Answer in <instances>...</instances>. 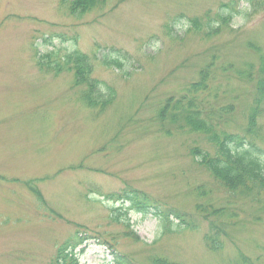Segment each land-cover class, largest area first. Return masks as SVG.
I'll use <instances>...</instances> for the list:
<instances>
[{"label":"rangeland","instance_id":"374dc122","mask_svg":"<svg viewBox=\"0 0 264 264\" xmlns=\"http://www.w3.org/2000/svg\"><path fill=\"white\" fill-rule=\"evenodd\" d=\"M230 1L106 0L77 18L58 0H0V264H49L56 248L77 234L79 264H116L118 255L136 264L155 256L233 264L239 255L264 264V197L224 194L188 155L205 145L202 138L154 119L165 98L197 79L215 48L239 64L258 57L247 42L264 53V12H243L215 39L184 33L190 19L214 17ZM174 36L185 38L174 42ZM114 49L120 55H111ZM75 50L89 56L93 77L115 92L101 113L81 104L84 87L74 85L72 72L37 67L39 56ZM104 56L121 66L104 67ZM243 96L237 124L250 101ZM197 185L212 190L205 205L235 214L219 252L204 243L209 226L195 215L190 194ZM130 190L163 211L187 214L196 228L163 229L154 214L117 199Z\"/></svg>","mask_w":264,"mask_h":264},{"label":"trees","instance_id":"16d2710c","mask_svg":"<svg viewBox=\"0 0 264 264\" xmlns=\"http://www.w3.org/2000/svg\"><path fill=\"white\" fill-rule=\"evenodd\" d=\"M58 2L66 13L78 18L104 6L106 0H58ZM243 3L247 6L239 9ZM243 12L250 15L264 12V0H231L229 3L221 4L214 17L207 13L204 18L190 19L189 27L184 33L201 36L207 40L218 38L224 29L230 27L232 20ZM184 38L174 36L172 40L181 42ZM246 47L248 51L258 55L255 62L245 60L239 64L227 61L221 49L215 48L198 70L197 79L184 86L178 94L173 93L165 98L155 109L154 119L159 123L175 126L181 133L202 138L205 145H194L188 150V155L197 166L213 178L217 189L227 195L241 196L244 199L255 197L260 201V198L264 197V53L256 43L247 42ZM115 53L119 54V51L114 49L110 54ZM58 55L52 51L39 56L36 60L39 70L54 75L72 72L74 85L84 87L79 98L81 104L90 111L103 112L114 101L115 92L105 82L93 77L94 64L89 56L78 50L61 57ZM100 64L107 68L121 66L119 59L111 60L108 56L102 57ZM247 84L250 85V90L245 87ZM246 92L250 98L247 114H243L244 122L237 124L235 118L241 110L240 102L244 100L243 95ZM166 134L171 135V132L167 131ZM211 193L212 190H208L207 187L197 185L190 194L196 201L195 215L209 226L208 233L203 237L204 243L211 252H219L224 247L222 237L226 236L227 227L233 225L230 221L235 214L231 212L227 214L223 207L205 205ZM37 195L40 198L38 193ZM117 199L131 202L130 208L144 216L154 214L165 230H170L175 224L178 229L196 228L194 224L197 222L187 217V214L178 209L161 210L142 191H125ZM124 234L129 238L134 236L132 232ZM134 239L138 241L136 236ZM82 242L83 239L78 237V234L67 240L56 248L54 258L49 264H79V253L76 250ZM116 257V264H136L123 255ZM149 262L179 264L159 256H155ZM233 264L255 262H251L244 255H239Z\"/></svg>","mask_w":264,"mask_h":264}]
</instances>
